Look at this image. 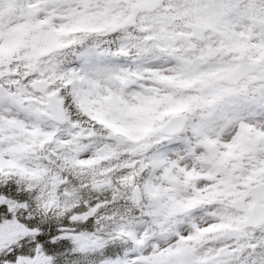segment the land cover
<instances>
[{
    "label": "snow or ice",
    "instance_id": "obj_1",
    "mask_svg": "<svg viewBox=\"0 0 264 264\" xmlns=\"http://www.w3.org/2000/svg\"><path fill=\"white\" fill-rule=\"evenodd\" d=\"M0 264H264V0H0Z\"/></svg>",
    "mask_w": 264,
    "mask_h": 264
}]
</instances>
